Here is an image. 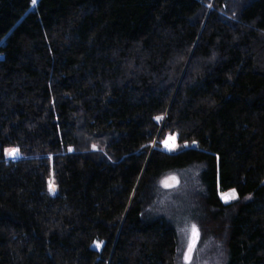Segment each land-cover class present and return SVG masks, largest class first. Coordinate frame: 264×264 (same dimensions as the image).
<instances>
[{"label": "trees", "instance_id": "trees-1", "mask_svg": "<svg viewBox=\"0 0 264 264\" xmlns=\"http://www.w3.org/2000/svg\"><path fill=\"white\" fill-rule=\"evenodd\" d=\"M192 168L201 241L264 264V0H0V264H176Z\"/></svg>", "mask_w": 264, "mask_h": 264}, {"label": "rangeland", "instance_id": "rangeland-1", "mask_svg": "<svg viewBox=\"0 0 264 264\" xmlns=\"http://www.w3.org/2000/svg\"><path fill=\"white\" fill-rule=\"evenodd\" d=\"M165 141L169 143L172 150L165 147ZM165 141L162 142L165 151L173 152L176 150L175 138L169 137ZM14 158H18V155ZM197 173V168H192L165 175L160 181L156 193V202L154 207L150 209V215L164 216L175 226L179 237L176 264H224L226 261L224 246L211 239L203 242L200 234L189 258L191 225H196L195 222H192L190 215H192V210H200L199 199L195 196L198 192V187H196ZM51 192H55L53 186H51ZM229 198V201L233 200L232 193H229ZM98 248L100 249L101 246Z\"/></svg>", "mask_w": 264, "mask_h": 264}, {"label": "snow or ice", "instance_id": "snow-or-ice-1", "mask_svg": "<svg viewBox=\"0 0 264 264\" xmlns=\"http://www.w3.org/2000/svg\"><path fill=\"white\" fill-rule=\"evenodd\" d=\"M37 2V0H32L33 5H35ZM159 119V118H157ZM165 147H168L170 150H172V147L169 145V143L167 141H165ZM10 156H12L13 158L18 154V150H12L10 153ZM232 198L235 199L236 195H235V191L233 190L232 193ZM227 202V201H226ZM191 238H190V243H189V247H188V252H189V258H190V253L192 251V249L195 246V242L199 237V231L196 227V225H191ZM97 247H99V245H97Z\"/></svg>", "mask_w": 264, "mask_h": 264}, {"label": "bare ground", "instance_id": "bare-ground-1", "mask_svg": "<svg viewBox=\"0 0 264 264\" xmlns=\"http://www.w3.org/2000/svg\"><path fill=\"white\" fill-rule=\"evenodd\" d=\"M12 158H13V157H12ZM228 195H229V194H228ZM228 195H223V197H222V198H223L222 200H223L224 202L227 201L226 203L229 202Z\"/></svg>", "mask_w": 264, "mask_h": 264}, {"label": "built area", "instance_id": "built-area-1", "mask_svg": "<svg viewBox=\"0 0 264 264\" xmlns=\"http://www.w3.org/2000/svg\"><path fill=\"white\" fill-rule=\"evenodd\" d=\"M229 200H230V198H229Z\"/></svg>", "mask_w": 264, "mask_h": 264}]
</instances>
